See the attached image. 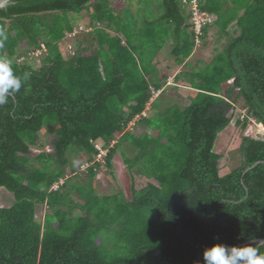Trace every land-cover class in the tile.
I'll list each match as a JSON object with an SVG mask.
<instances>
[{
    "label": "trees",
    "instance_id": "trees-1",
    "mask_svg": "<svg viewBox=\"0 0 264 264\" xmlns=\"http://www.w3.org/2000/svg\"><path fill=\"white\" fill-rule=\"evenodd\" d=\"M223 1L201 0L216 16L202 40L211 27L230 38L198 67L184 62L194 39L179 0H12L0 9V57L28 77L0 106V187L14 195L0 207V264H203L213 243L264 238V163L254 165L264 136L242 135L229 171L214 151L239 99L241 130L249 119L264 126V0ZM84 17L95 47L77 40L80 54L67 57L60 41ZM168 41L172 65L190 67L176 75L185 104L164 96L155 59ZM41 44L37 65L30 54ZM152 90L161 92L150 102ZM136 116L153 133L134 134ZM44 128L52 151L33 155ZM96 141L106 168L122 157L129 197L96 191ZM38 206L47 209L40 218Z\"/></svg>",
    "mask_w": 264,
    "mask_h": 264
},
{
    "label": "rangeland",
    "instance_id": "rangeland-1",
    "mask_svg": "<svg viewBox=\"0 0 264 264\" xmlns=\"http://www.w3.org/2000/svg\"><path fill=\"white\" fill-rule=\"evenodd\" d=\"M140 20L141 18H139V21ZM78 22L81 23L77 24ZM87 22H89L88 17H84L81 20H77V22H75L76 25H74L75 33L72 35L66 34V36L60 41L61 49L63 50L64 54L67 57H69L74 53L76 54V56L79 55L80 48L89 47L90 49H93L95 47V43L94 45L91 46V44H89V42L86 41L87 36L84 37V35L87 34L86 33ZM80 25L81 27H79ZM216 29L217 28H213L209 30V37L207 41L204 44L201 43L199 46H196L197 48L193 52L194 55L190 58V60L189 59L187 60L188 62H191V64L194 66L195 65L198 66L199 62L207 63L212 59L215 52L224 49L226 45L225 43L226 40L223 37L221 38L219 36V31ZM77 40L81 42L80 48H75L74 46L75 41ZM168 49H169V43L166 44L164 50H162L160 53V57H158L159 61L157 62L158 63L157 66L162 74L172 73L173 70L177 68V66L172 65V62L167 57L169 51ZM185 70L188 69L186 68ZM166 84L165 86H168ZM166 89L167 91L165 92L164 96H168L170 98L176 96L175 90L173 88L166 87ZM241 102H242L241 99L237 101L236 103L237 109L235 108L230 124L226 127L225 130L219 133L214 145V151L224 155V157H222V159L220 160L221 161L220 166L222 167L226 166L228 169L227 171H229L232 168H235L240 164V157L237 153V148L239 146L241 136L242 135L261 136L264 134V127H262L260 124H255L253 119L249 120L246 128L242 130L235 123L237 119L240 120L241 114L243 113ZM128 125L131 131L136 135L141 134L146 130L141 126H136L133 125L132 123ZM40 134L41 135H40L39 143L37 144L36 147L31 148L33 155L42 151H52V148L50 146V140L54 137V134H52L48 130V128H44ZM95 144L99 147H102L100 141H96ZM85 160H86V155L83 153H80L75 159L76 162H80V161L84 162V165L86 164ZM98 161H100L101 164L97 168V174L94 179L96 183V191L99 194H111L121 190L123 191L126 197H129L130 187H131V175L130 172L124 166L122 162V157L119 154H116L114 156V158L112 159L113 165L111 169H108L104 166L103 157ZM83 166L81 173H83V171L86 170V168H83ZM138 178L139 180L137 182V187H140L143 184L142 181L143 178L141 175ZM1 192H3V195L1 194ZM7 195H9L10 197L8 200H6ZM13 201H14L13 193L6 190L5 188H1L0 207L10 206ZM46 211L47 209L45 208V206H38L35 210L36 217L37 218L42 217V215Z\"/></svg>",
    "mask_w": 264,
    "mask_h": 264
},
{
    "label": "clouds",
    "instance_id": "clouds-1",
    "mask_svg": "<svg viewBox=\"0 0 264 264\" xmlns=\"http://www.w3.org/2000/svg\"><path fill=\"white\" fill-rule=\"evenodd\" d=\"M6 38L0 30V46ZM27 78L25 75L22 80L14 73L12 62L6 57H0V106L7 104L9 97L19 92ZM261 247H264V240L253 241L242 246L213 243L203 250V264H264V252L260 251ZM193 264H200V261H194Z\"/></svg>",
    "mask_w": 264,
    "mask_h": 264
},
{
    "label": "built area",
    "instance_id": "built-area-1",
    "mask_svg": "<svg viewBox=\"0 0 264 264\" xmlns=\"http://www.w3.org/2000/svg\"><path fill=\"white\" fill-rule=\"evenodd\" d=\"M182 6H184L188 12V21H189V28L192 32V36L194 39V47L199 46L202 43L201 36L204 33V29L213 24L216 17L215 15H211L206 10L201 9V0H179ZM89 30V28H86ZM75 33V29L73 32L69 33L68 35H72ZM46 53V46L41 44L40 48L32 52L30 56L35 60L37 65L41 64V57ZM23 60V57L19 58V61ZM96 148L99 150V154L97 156L101 159L106 154V149L99 147L95 144ZM88 164H85L83 168H86ZM62 181V180H61ZM60 181V183H61ZM57 184L54 185L53 188H56Z\"/></svg>",
    "mask_w": 264,
    "mask_h": 264
},
{
    "label": "crops",
    "instance_id": "crops-1",
    "mask_svg": "<svg viewBox=\"0 0 264 264\" xmlns=\"http://www.w3.org/2000/svg\"><path fill=\"white\" fill-rule=\"evenodd\" d=\"M205 0H202V2H204ZM226 1V3H224V1H223V3L225 4V5H232V2L233 1H235V0H225ZM238 1H242V2H245L246 0H238ZM242 11L243 10H241L240 11V13H242ZM89 19V18H88ZM78 23H81V22H78ZM83 24V23H82ZM213 28H215V27H211L210 29H208L207 30V32H206V34H205V39L204 40H202V44H204L206 41H207V39H208V37H209V30H211V29H213ZM208 35V36H207ZM219 36L222 38H224L226 41H225V43H226V45H225V47L227 46V44H228V41H229V38H230V35L228 34V35H223V34H221L220 32H219ZM168 43H169V45H170V41H168ZM167 43V44H168ZM224 47V48H225ZM164 48L165 47H163L162 48V50H164ZM196 48L197 47H193V50H192V52H191V54H190V56L184 61V62H186L188 59L190 60V58L194 55V51L196 50ZM161 50V51H162ZM223 50V49H222ZM221 51V50H220ZM217 52H219V51H217ZM217 52H215V54L217 53ZM161 53V52H160ZM160 53L157 55V57H156V59H155V62H156V65H158V61H159V59H158V57H160ZM214 54V55H215ZM213 55V56H214ZM167 57L169 58V55L167 54ZM213 58V57H212ZM200 64L201 63H199L198 64V66H200ZM190 66H194V65H192L191 64V62H190ZM197 65H195L194 67H198ZM158 67V66H157ZM170 67V66H169ZM186 68L182 65V64H180V65H178L177 66V68L176 69H174L173 70V72L172 73H164V74H162L161 72H160V75L161 76H167V81H166V85H168V86H165L164 85V87L163 88H166V87H171V88H173L174 90H175V87H177V88H181V86H183L182 84H180L177 80H176V75L177 74H180V72H183V70H185ZM187 69L189 70L190 69V67L188 66L187 67ZM167 91V90H166ZM152 92H153V97L151 98V100H150V102L151 101H153L154 99H155V97L161 92V90H152ZM175 93H176V90H175ZM171 99H176V100H179L180 99V102L181 103H183V104H185V103H187V102H189V99H188V97H185V96H181L180 98L179 97H177V93H176V96H174V97H172ZM150 102L147 104V106H146V111L143 113V115H145V116H149V108H150ZM242 114L241 115H245V113H244V111L242 110ZM139 118V116H136V117H134L131 121H130V123H132L133 125H135V122H136V120ZM249 120H251V119H249ZM254 120V119H253ZM255 122V121H254ZM129 123V124H130ZM129 126V125H128ZM136 126H139V125H136ZM145 131H150V130H148V129H146ZM150 133H153V131H150ZM262 136H264V134L262 135ZM1 188L2 187H0V190H1ZM1 194L3 195V192H1ZM10 197H9V195H7V197H6V200H8ZM13 203V202H12Z\"/></svg>",
    "mask_w": 264,
    "mask_h": 264
},
{
    "label": "water",
    "instance_id": "water-1",
    "mask_svg": "<svg viewBox=\"0 0 264 264\" xmlns=\"http://www.w3.org/2000/svg\"><path fill=\"white\" fill-rule=\"evenodd\" d=\"M12 3H13L12 0H0V9H1V8H5V7H7L8 5H10V4H12ZM260 162H263V163H264V161H257V162L254 163V165H256V164H258V163H260ZM254 165H252V166H254ZM252 166L247 167V168L244 170V173H245L246 171H248L249 169H251ZM259 240H264V238H256V239L248 240V241H245V242H240V243L236 244V246H242V245H245V244L251 243V242H253V241H259Z\"/></svg>",
    "mask_w": 264,
    "mask_h": 264
}]
</instances>
